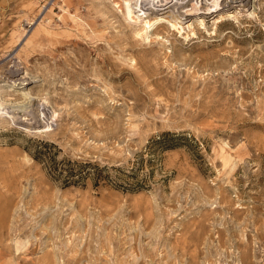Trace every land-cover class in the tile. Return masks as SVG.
Wrapping results in <instances>:
<instances>
[{
  "label": "rangeland",
  "instance_id": "1",
  "mask_svg": "<svg viewBox=\"0 0 264 264\" xmlns=\"http://www.w3.org/2000/svg\"><path fill=\"white\" fill-rule=\"evenodd\" d=\"M134 1L0 0V264H264V0L152 44Z\"/></svg>",
  "mask_w": 264,
  "mask_h": 264
},
{
  "label": "bare ground",
  "instance_id": "2",
  "mask_svg": "<svg viewBox=\"0 0 264 264\" xmlns=\"http://www.w3.org/2000/svg\"><path fill=\"white\" fill-rule=\"evenodd\" d=\"M199 0H197V2L195 0H136L134 1V5L137 9V15L139 16V18L143 19L145 17V22H146V25L144 28H140L136 31V33L140 36V37H144V39H147L149 41H147L148 43L152 44V42L156 39L158 40V42L160 41H163V39H168L169 38V34H170V31H180L181 32V29L183 30V27H179L178 26V23L181 22V21H178L181 20L180 17H187L188 15H191V14H203L204 17H206L207 15L206 14H213L216 10L218 11L220 9L219 6H214L213 7H208L206 4L209 3L207 0H200V2H198ZM226 2L223 3V4H228L229 3V6L231 5L233 8L238 6V7H245L247 8V6L250 5L251 3V0H225ZM127 2V1H126ZM219 2V1H218ZM222 4V3H221ZM195 5V6H194ZM127 8V7H126ZM68 9V8H67ZM71 9V8H70ZM135 9V8H134ZM128 10V8H127ZM126 10V11H127ZM245 10V9H244ZM130 11V10H129ZM226 14V15H225ZM130 15V14H129ZM217 16V15H216ZM133 17V16H132ZM233 18H236V14L234 13V11H227L226 13H223L221 14L217 20H216V23L218 22L219 25H222V24H227V23H231V20ZM131 19V18H130ZM205 18H199V21H200V25H204L206 24L205 23ZM198 21V20H197ZM138 22V21H137ZM140 22V21H139ZM180 24V23H179ZM189 25V27H192L193 24L195 23H187ZM183 25V24H182ZM218 25V26H219ZM143 26V25H142ZM205 26V25H204ZM207 27V26H206ZM205 29L203 26L199 28V31L200 29ZM222 28V27H221ZM91 29V28H90ZM196 29H192L191 31L193 32V38L198 36L196 34H199V32L196 31ZM190 31V32H191ZM175 33V32H174ZM201 33V32H200ZM145 34V35H144ZM215 34V33H214ZM189 37V36H188ZM154 38V40L152 39ZM191 39V38H190ZM153 40V41H152ZM160 40V41H159ZM165 40V41H166ZM192 40V39H191ZM170 40H168L169 42ZM164 42V41H163ZM161 42V43H163ZM163 45V44H162ZM169 45V44H168ZM172 42H171V45L172 46ZM153 46V45H152ZM166 46V45H165ZM169 46V47H170ZM182 47V45H181ZM197 47V46H196ZM173 50H168V52H174L172 55L176 54L177 53V47L176 46H172ZM171 48V49H172ZM180 48V47H179ZM150 51L155 49L152 47L149 48ZM160 49V48H159ZM184 50V48H182ZM181 49V50H182ZM180 50V52H181ZM182 50V51H183ZM149 50H147L148 52ZM149 51V52H150ZM157 51V49H156ZM155 51V52H156ZM161 51V50H160ZM148 52V53H149ZM161 53V52H160ZM160 53H156L158 56L160 55ZM153 54V53H151ZM156 54H154L156 56ZM180 54V53H179ZM168 54H166L167 56ZM192 55V54H191ZM161 56V55H160ZM170 56V58L172 57L171 55H168ZM179 56V55H178ZM177 56V58H178ZM108 56L106 55H103V58H102V63L103 65L106 64L108 62ZM110 57V56H109ZM174 57V56H173ZM157 58V56H156ZM155 58V59H156ZM170 58H169V61H170ZM189 59V57H186ZM199 59H201L202 57H197ZM206 59V57H204ZM172 59V58H171ZM176 59V57L174 58ZM173 59V60H174ZM184 59V58H183ZM187 59V60H188ZM191 59V58H190ZM194 59V57L192 58ZM172 60V61H173ZM202 60V59H201ZM204 60V59H203ZM202 60V61H203ZM167 61V64H168V60ZM180 61V60H179ZM201 62V61H200ZM109 63V62H108ZM132 63V62H131ZM166 63V62H165ZM164 64V63H163ZM172 64V63H171ZM107 66V65H106ZM122 67V66H120ZM113 68V67H112ZM114 69V68H113ZM120 70V68H118ZM122 69V68H121ZM112 70V69H111ZM113 71V70H112ZM199 73V72H198ZM26 79V78H25ZM110 94V93H109ZM101 104V103H100ZM39 201V200H37ZM40 203V202H39ZM45 203V202H44ZM5 213V212H4ZM1 220H0V228H3L4 226H8L9 224L5 225L6 222L8 223L7 221V217L4 216L3 214L1 215ZM10 218V217H8ZM10 220V219H9ZM10 222V221H9ZM9 229V228H8ZM129 230V229H128ZM166 232V231H165ZM9 233V232H8ZM10 235V234H9ZM137 235V234H136ZM141 235V234H140ZM5 247V246H4ZM7 249L3 248V249H0V255H2L3 253H6L7 251L11 250V249H8V247H6ZM10 248V247H9ZM149 249V248H148ZM91 250V249H90ZM89 250V251H90ZM160 250V249H159ZM12 251V250H11ZM14 251V250H13ZM13 253V252H12ZM52 253V252H51ZM74 253V252H73ZM8 254V252H7ZM11 254V253H10ZM88 256V255H87ZM89 257V256H88ZM184 257V256H183ZM63 262V261H62Z\"/></svg>",
  "mask_w": 264,
  "mask_h": 264
},
{
  "label": "trees",
  "instance_id": "3",
  "mask_svg": "<svg viewBox=\"0 0 264 264\" xmlns=\"http://www.w3.org/2000/svg\"><path fill=\"white\" fill-rule=\"evenodd\" d=\"M172 132H165L164 135H172ZM168 148L174 147V144H166ZM43 152H38L35 156L36 159H43ZM50 169V173L56 178L63 179V185L69 186L71 184L83 183L85 179L90 178L93 184L98 186L101 182H114L121 180V174L116 173L113 175L111 170H118L123 172L120 168L102 166L97 161L90 160H63L61 162H56L51 160L47 162ZM127 174V173H124ZM133 189V188H132Z\"/></svg>",
  "mask_w": 264,
  "mask_h": 264
}]
</instances>
